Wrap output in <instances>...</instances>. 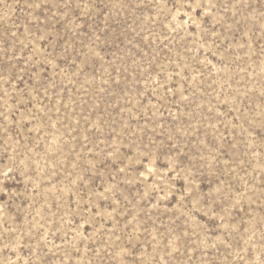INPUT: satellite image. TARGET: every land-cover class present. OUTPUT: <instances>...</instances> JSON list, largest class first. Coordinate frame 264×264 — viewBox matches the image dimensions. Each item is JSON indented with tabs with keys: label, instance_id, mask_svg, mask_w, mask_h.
<instances>
[{
	"label": "rangeland",
	"instance_id": "1",
	"mask_svg": "<svg viewBox=\"0 0 264 264\" xmlns=\"http://www.w3.org/2000/svg\"><path fill=\"white\" fill-rule=\"evenodd\" d=\"M0 264H264V0H0Z\"/></svg>",
	"mask_w": 264,
	"mask_h": 264
}]
</instances>
